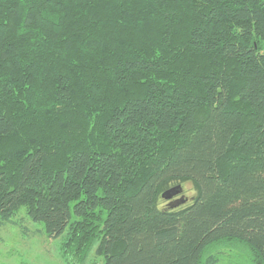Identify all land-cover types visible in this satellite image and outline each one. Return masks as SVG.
Returning a JSON list of instances; mask_svg holds the SVG:
<instances>
[{"label": "trees", "instance_id": "obj_1", "mask_svg": "<svg viewBox=\"0 0 264 264\" xmlns=\"http://www.w3.org/2000/svg\"><path fill=\"white\" fill-rule=\"evenodd\" d=\"M22 208L75 264H264V0H0V223Z\"/></svg>", "mask_w": 264, "mask_h": 264}, {"label": "rangeland", "instance_id": "obj_2", "mask_svg": "<svg viewBox=\"0 0 264 264\" xmlns=\"http://www.w3.org/2000/svg\"><path fill=\"white\" fill-rule=\"evenodd\" d=\"M195 190L190 182L179 186V192L172 201H182L185 205L192 201ZM168 200H161L164 208ZM43 225L28 219L22 208L11 223H0V264H75L64 261L59 254L61 238L49 239L43 231ZM217 264H251L246 248L241 245L221 246L216 252L211 251ZM209 256L205 254L203 258ZM203 260V259H202ZM82 264H103L102 257L94 255V248Z\"/></svg>", "mask_w": 264, "mask_h": 264}, {"label": "water", "instance_id": "obj_3", "mask_svg": "<svg viewBox=\"0 0 264 264\" xmlns=\"http://www.w3.org/2000/svg\"><path fill=\"white\" fill-rule=\"evenodd\" d=\"M179 192V189L178 190H176V189H171V190H169V191H166L163 195H162V197L164 198V199H170V198H172L174 195H176L177 193Z\"/></svg>", "mask_w": 264, "mask_h": 264}]
</instances>
